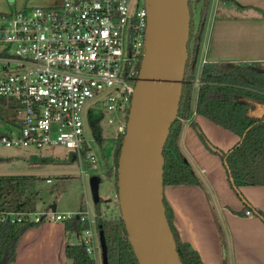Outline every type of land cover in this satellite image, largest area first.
I'll use <instances>...</instances> for the list:
<instances>
[{"label": "built area", "instance_id": "1", "mask_svg": "<svg viewBox=\"0 0 264 264\" xmlns=\"http://www.w3.org/2000/svg\"><path fill=\"white\" fill-rule=\"evenodd\" d=\"M148 15V0H62L0 12V146H63L65 159L73 156L82 176L84 166L98 171L87 120L98 111L125 112L131 106ZM245 215L253 216L252 210ZM77 216L86 224L81 243L97 262L101 244L89 208L2 211L0 222H65Z\"/></svg>", "mask_w": 264, "mask_h": 264}, {"label": "crops", "instance_id": "2", "mask_svg": "<svg viewBox=\"0 0 264 264\" xmlns=\"http://www.w3.org/2000/svg\"><path fill=\"white\" fill-rule=\"evenodd\" d=\"M61 1L0 0V9L10 5L52 6ZM197 4L201 6V0ZM205 62L264 64V0H212L200 52L193 113L184 122L179 139L201 185L164 186L165 202L173 212L180 240L196 250L204 264H264V185L240 186L238 193L221 156L206 146L196 128L201 129L212 147L224 152L240 140L196 111L199 77ZM68 160L73 162V156ZM247 209L253 216L245 215ZM76 235L66 229L63 221L38 223L21 237L16 260L11 264H73L66 249L75 245Z\"/></svg>", "mask_w": 264, "mask_h": 264}, {"label": "trees", "instance_id": "3", "mask_svg": "<svg viewBox=\"0 0 264 264\" xmlns=\"http://www.w3.org/2000/svg\"><path fill=\"white\" fill-rule=\"evenodd\" d=\"M212 0H201V15L196 24L191 0V33L188 42V61L183 81L182 97L164 146V186L201 185L189 160L183 154L179 139L184 122L193 113L195 84L197 83L200 52ZM196 111L215 124L235 133L239 142L227 152L210 145L199 127L201 138L218 153L226 167L228 178L236 191L245 185H264V64L259 62H205L199 77ZM130 107L125 110L128 119ZM102 117L91 114L90 125L97 142L104 143ZM196 126V124H194ZM123 134V135H122ZM120 135L121 138H120ZM125 134L119 132L114 152V166L108 167L107 178L115 176L118 191V165ZM101 177V176H100ZM39 178L33 175L0 176V212L36 211L37 191L32 190ZM166 215L173 231L177 249L184 264H204L199 253L180 240L173 224V212L165 202ZM97 233L103 231L108 245L110 264H140L123 218L106 219L96 209ZM66 229L81 234L86 224L79 216L65 221ZM38 223L0 222V264L16 260L21 237ZM67 257L73 264H97L83 243L69 245Z\"/></svg>", "mask_w": 264, "mask_h": 264}, {"label": "water", "instance_id": "4", "mask_svg": "<svg viewBox=\"0 0 264 264\" xmlns=\"http://www.w3.org/2000/svg\"><path fill=\"white\" fill-rule=\"evenodd\" d=\"M146 49L118 165V195L140 264H184L166 215L163 150L183 90L191 33L189 0H148ZM102 178L92 176L96 205ZM51 210L56 212L57 205ZM102 264H110L99 231Z\"/></svg>", "mask_w": 264, "mask_h": 264}, {"label": "rangeland", "instance_id": "5", "mask_svg": "<svg viewBox=\"0 0 264 264\" xmlns=\"http://www.w3.org/2000/svg\"><path fill=\"white\" fill-rule=\"evenodd\" d=\"M197 3L198 0H191L196 24L201 15V6H198ZM35 6L39 5L28 4L27 7ZM23 7L24 5L18 6V8L10 5L7 8L0 9V12L14 11ZM95 114L97 118L102 117L101 127L105 140L102 145L97 140L92 143L94 151L99 157V170L94 171L88 166H84L87 170L84 176L80 173L78 163L65 159L66 149L63 146H50L41 151L25 147L0 146V176L33 175L39 178L32 188L38 194L36 211L50 210L51 206L55 204L58 206V212L62 211L60 213L85 211L89 208L92 214L96 216V209L99 208L102 216L106 219L122 218L115 176L107 178L106 172L108 167L114 166V152L116 145H119L120 142L119 140L117 144L116 139L117 134L121 132L119 127L123 128L122 131L125 134L128 119L124 112L118 111L107 112L104 110ZM91 129L89 118L87 120V131L93 135ZM122 135H120V138ZM206 146H208V143H206ZM36 152L40 155L35 156L32 154ZM94 175H99L102 178L99 189L101 201L97 205L90 185V180ZM93 230L97 233L96 224L93 226ZM97 235L99 236L98 233ZM76 236L74 244H79V241L82 242V233ZM97 256V264H102L101 248L98 250Z\"/></svg>", "mask_w": 264, "mask_h": 264}]
</instances>
